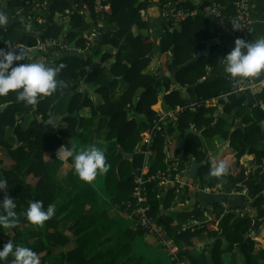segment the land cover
Instances as JSON below:
<instances>
[{"label":"trees","instance_id":"trees-1","mask_svg":"<svg viewBox=\"0 0 264 264\" xmlns=\"http://www.w3.org/2000/svg\"><path fill=\"white\" fill-rule=\"evenodd\" d=\"M50 1L46 8V25L40 28L34 22L38 29L29 33L23 23H12L13 19H18L16 10L42 8L44 1L4 0L11 21L4 31L0 30V48L9 50L13 44L33 48L37 40L62 39L75 49L84 50L86 38L81 28L85 17L76 11L64 14L69 8V0ZM170 1L177 7L197 12L175 24L169 20L155 43L147 32L150 25L142 16L150 6L147 0H109L107 24L115 28L102 30L89 52L79 56L65 53L55 62V67L64 65L58 73V80L63 81L66 87H58L53 95L39 99L35 107L17 101L14 92L0 97V150L13 162L5 167L3 157H0V178L7 180V195L17 205V223L14 228H0V246L12 240L14 245L29 247L40 256L41 264H150L142 263L141 257L135 253V242L141 231L127 228L109 217L94 187L71 173L61 180L57 177L62 162L54 152L63 139L76 136L81 146L87 148L94 145L104 130V153L109 165L104 178V193L116 206L123 211L126 204L132 202L135 177L147 165L149 169L144 176L147 179V216L154 218L166 231L189 264H207L204 257L210 254V248L195 249L202 236L213 239L212 246L221 242L220 258L230 252L228 264H264V236L262 245L249 237L255 223H264L262 194L249 204L251 216L245 212H226L220 199L214 201L210 208L197 203L173 214L170 210L177 194L173 189L160 194L158 180L154 178L158 172L169 175L164 147L168 143L166 136L173 133L183 141V149L176 158V171L182 170L192 159L204 162L194 180L200 187L215 188L226 180V174L220 177L210 175L213 159L206 158L202 140L205 135L216 136L221 141L229 139L234 166L239 168L237 177H247L248 182L254 184L264 175V147L258 149L254 143L260 132L258 122L264 120V111L258 106L249 110L238 97H231L223 113L216 117V107L208 103L228 95L232 82L226 79L201 82L210 68L223 61L228 50L220 45L213 46L207 57H200L183 67L204 48L203 41L219 37V19L203 15L201 6H193L188 1ZM93 2L85 0L88 15L92 18ZM212 2L225 5L226 9L231 7V0ZM133 28H137L136 35L132 34ZM103 46L116 50L114 56L102 53ZM156 47L163 64L158 73H152L147 68ZM26 48L17 49L25 53V58L14 61V64L26 63L29 54ZM98 55L100 62L90 69L91 59ZM112 58L115 61L109 67L103 64ZM172 71H177L173 86L168 80L161 79L166 72ZM82 81L94 88L100 103L77 90ZM109 83L110 89L107 87ZM118 83L124 88L117 98H113ZM197 84L198 103L192 109L181 90ZM69 91L73 95L66 115L76 112L79 105V109L88 108L90 115L80 118L78 130L74 117H68L55 129L52 121L59 115L55 104ZM160 93H163L162 107L174 115L165 121V131L157 133L148 146L143 141V134L160 117L152 110ZM29 115L33 119L23 128L21 119ZM234 118L242 119L245 126H236ZM7 129L13 130L11 137ZM120 150L124 154H132V158L123 159ZM146 150L151 152L147 162ZM45 153L51 154L47 161L44 160ZM246 154L252 155L254 164V170L248 176L239 163ZM134 171L137 174H133ZM176 171L170 173L174 176ZM29 177L35 179L34 184L28 182ZM3 195L0 193V198ZM33 200H42L45 208L49 203L55 205L54 215L43 226L32 225L25 218L24 213ZM207 216L210 217L209 222L195 228L188 226L191 222L206 220ZM219 222L220 226L217 225ZM70 244L72 248L67 249ZM235 245H240V251L235 250ZM11 259L9 257L4 264H10ZM221 262L224 264V259Z\"/></svg>","mask_w":264,"mask_h":264},{"label":"crops","instance_id":"crops-1","mask_svg":"<svg viewBox=\"0 0 264 264\" xmlns=\"http://www.w3.org/2000/svg\"><path fill=\"white\" fill-rule=\"evenodd\" d=\"M4 0H0V12L5 13L8 15V12L6 11V4L3 2ZM43 2L42 8H39L38 6L31 9V7H27L24 9L16 10V15L18 19H13L12 23H23V27L26 29L27 32L33 33L37 31V26L34 22H37V24L40 25V28L44 27L46 25V15L47 10L46 8L51 3L50 0H41ZM138 2H142L143 0H137ZM149 2V7L147 10L142 14L143 18L148 21L149 29L148 34L152 35L153 39L157 43V36L160 32H162V28L164 25H167V22H169L168 18L165 15L166 7L164 5V0H147ZM188 1L193 4V6H202L205 2L211 1V0H184L183 2ZM250 4V15H251V27L250 30L247 33L245 41H251L255 40L256 38L260 36H264V0H248ZM171 2V1H170ZM41 3V2H40ZM72 11H76L80 14H82L85 17V22L83 27L81 28V32H87L92 23L93 18L88 15L87 8L85 5V0H69V8L64 12V14H68ZM15 15V16H16ZM31 16V19H30ZM9 21H11L10 17ZM27 18L28 21H27ZM30 25V27H29ZM115 27L114 25L107 24V18L106 21L103 23V30H113ZM1 31H4V27H0ZM137 28L132 29V34H137ZM146 33V32H144ZM234 38H232L228 33L221 32L219 37L215 40L217 42V45L222 46L223 48L227 49L228 52L234 47ZM17 44H13L15 46ZM102 53H110L112 56L116 53V50L112 49L109 46H103L101 49ZM89 52V51H88ZM169 56V55H168ZM59 58L57 54H49V55H42L39 53H36V51L32 50L28 56L26 57V63L31 62H40L44 63L46 66H52L55 67V62ZM161 55L158 51V47H156L153 51V57L151 59V62L147 68L149 72L152 73H158L159 69L162 67L163 62L161 61ZM92 63H99L100 62V55L93 57L91 59ZM115 61L114 58L110 59L109 61L103 63L105 66H110ZM91 63V64H92ZM168 73V72H166ZM165 76V75H164ZM164 76L161 79L168 80L170 84L175 85L171 77H168L170 79L164 78ZM215 79H226L227 81H231L232 83L235 81H246L251 80L254 82V86L248 88L247 90L243 92L238 93H229L228 95L219 97L218 99L212 100L208 105L215 106L216 107V117H219L223 113L225 105L229 102L231 97H238L243 105L247 107L249 110L254 108L255 106L264 105V78L259 74L258 76L254 78H245V79H239V78H231L229 74H226L223 70V62L215 65L214 67L210 68L208 70L207 76L201 81H213ZM110 85V83H109ZM197 85L186 87L181 90V92L184 94V96L187 99L188 105L190 106H196L198 103L197 99ZM124 86L121 83H118L115 90L113 91V98H117L120 93L122 92ZM79 92L83 94V96L87 95L90 97L91 100H93L95 103H100V98L94 93V88L92 86L86 85L83 81L79 83V87L77 89ZM73 95L72 91L67 92L64 94L60 100L55 104L56 112L59 114L57 118L53 119L52 122H54L55 129L59 128L61 125H63V121H61L63 118H68L69 115H66L67 111V105L69 102V99ZM162 95L163 93H160L159 98L155 105L152 106V110L155 112H158L160 116H163L164 114L168 113L167 110H165L162 107L161 101H162ZM4 107V106H3ZM80 108V107H79ZM76 111L78 113L79 119L82 118H88L90 115V111L88 108H81ZM261 109V108H260ZM33 119L32 115H29L27 117H23L21 120V124L24 127L27 126V124ZM236 126L242 127L245 126V122L242 121V119H233ZM77 122V120H76ZM78 124V128L80 127V121ZM76 124V126H77ZM258 126L260 129V132L255 137L254 143L255 146L258 149H261L264 147V120H261L258 122ZM78 130V129H76ZM7 134L11 137L13 134L12 129H7ZM166 140L168 143L164 147L165 152V161L167 164V170L169 171L168 177L162 182V184L159 186L160 194H165L169 190H174L175 194H177V200L170 210L171 213L175 214L177 211L183 210V209H189L194 204L199 203L202 207H208L210 208V205L218 199L222 200V204L226 210V212H234V213H242V212H250L249 204L251 201L256 198L258 195L262 194L264 196V175L254 184H250L248 182L247 177H237V173L239 172V168H236L234 166V158L233 153L229 147V141H221L216 136H203V144L204 149L207 151L206 158H210V160L213 159V162L211 163V166L213 167L217 162L224 161L227 165L228 171L226 173V180L223 185L216 186L218 191L217 192H211V193H204L199 191L196 188V185L198 182H195L192 178V174H184V188L180 190L178 193H176V182L174 180V176L170 172H175L177 169V163L176 158L178 157V154L181 153L183 149V141L179 139L176 135V133H173L172 135H167ZM65 147H71V150L73 151V154L75 155L79 151L85 149V147H82L80 144V139L76 136L74 137H66L63 139L62 144ZM93 146L99 147L101 150H105L106 142L104 140V130L101 132L100 137L96 139V142ZM61 147V146H60ZM60 147L54 152L55 157L62 162V165L57 173L58 179H63L66 174L71 173L77 178H80L73 166V160L72 157L67 158H61L58 156V150ZM122 156L124 155V152L121 150L119 151ZM127 155V154H125ZM129 155V154H128ZM51 154L45 153L44 154V160H49ZM0 157H3V166L9 167L13 162L5 155L4 152L0 150ZM132 158V157H131ZM151 158V152L148 156H146V162L147 160H150ZM123 159L124 158L123 156ZM252 155H244L240 159V166L244 169L246 172V175L251 173L254 170V164L252 162ZM193 160V159H192ZM199 163V162H197ZM204 164V162L200 163ZM190 166V163H189ZM143 172L146 174L148 171V166H143ZM179 172V171H178ZM106 172L103 173V179L101 177V173H98L96 177L89 181L88 183L96 189L95 182L96 180H102V189L101 192L98 193L101 202H103L105 208L107 209L108 216L113 217L116 220L119 221V223L124 225L127 228H134V221L125 214L119 206H116L110 198L104 193V178H105ZM134 174V172H133ZM137 174V172H136ZM248 176V175H247ZM28 182L31 184H34L35 179L32 177L28 178ZM199 185V184H198ZM252 215V214H251ZM210 221V217L207 216L206 220L202 222H191L193 228L196 226H201V224H204L206 222ZM219 225V223L217 224ZM219 234V233H218ZM263 236H264V223L257 222L253 225L252 231L249 235V237L253 240H255L258 244L262 245L263 243ZM213 239H208L207 237L202 236L200 242L196 243L198 244L195 249H202L204 246L209 250L210 248V254L204 257V261L207 264H223L221 262V259H224V264H228V255L230 252H227V255L221 256V242H218L216 244H213ZM138 243L135 242V253L136 256H140L142 259V263H150V264H171L168 256L162 252L158 244L156 242V239L153 236H146L143 237L142 235L138 238ZM72 244L68 246L67 249L72 248ZM212 246V247H211ZM235 250L240 251V245H235Z\"/></svg>","mask_w":264,"mask_h":264},{"label":"clouds","instance_id":"clouds-1","mask_svg":"<svg viewBox=\"0 0 264 264\" xmlns=\"http://www.w3.org/2000/svg\"><path fill=\"white\" fill-rule=\"evenodd\" d=\"M9 17L0 12V27H6ZM234 29H240L236 22H232ZM30 27V25H29ZM25 53L9 47L8 51L0 48V97L14 92L17 101L35 106L37 101L53 95L58 87H66L58 80V73L63 64L52 67L44 63H18L23 61ZM223 70L231 78H254L264 72V36L255 40L245 41L243 38L234 40V47L223 57ZM61 158L72 157L76 174L85 182L92 181L98 173H104L109 165L103 150L97 146L87 147L75 155L71 147L61 145L58 150ZM228 171L224 161L217 162L210 168V175L220 177ZM8 182L0 178V228H14L17 223V205L15 200L7 195ZM55 213V205L49 203L45 208L42 200H33L24 213L26 220L35 226H43ZM12 257L10 264H41L40 256L31 248L15 244L8 240L0 246V264Z\"/></svg>","mask_w":264,"mask_h":264},{"label":"built area","instance_id":"built-area-1","mask_svg":"<svg viewBox=\"0 0 264 264\" xmlns=\"http://www.w3.org/2000/svg\"><path fill=\"white\" fill-rule=\"evenodd\" d=\"M207 1L200 8V12L211 18H218L220 21V32L228 33L232 38H243L245 39L248 31L251 27V15H250V4L248 0H231V7L226 9L225 5L217 4L215 2ZM164 5L166 7L165 15L171 22L178 23L179 21L193 16L196 14V10H190L188 8L177 7L176 3L170 0H164ZM109 9V0H94L93 2V23L90 29L85 32V44L84 50L75 49L71 44L65 43L62 39H46L44 41L37 40L36 45L33 48H26L22 45H15L13 48H26L30 53L32 50L36 53L42 55L57 54L59 57L65 53L70 52H87L96 45L98 38L103 30V23L106 21L107 12ZM29 19V18H27ZM232 22L239 24L240 29H234ZM8 51L7 49H4ZM223 62V61H222ZM264 78V72L260 73ZM254 86V82L251 80L246 81H235L230 87V93H238L247 90L248 88ZM190 106V105H189ZM194 108V106H190ZM261 110L264 111V105L260 106ZM174 113L168 112L163 116H160L157 120L153 122V126L143 134V141L149 146L152 138L157 134L165 131V121L173 118ZM150 154L149 150L144 152L145 156ZM176 171V170H175ZM189 174V163L182 170L176 171L174 175V180L176 182V193L184 188V174ZM145 173L143 169L139 174L136 175L134 183V189L132 191V202L127 203L123 212L127 214L134 221L133 230L141 231L143 237L153 236L156 239L159 249L164 252L171 264H189V261L180 254L178 246L174 241L168 236L166 231L157 224V221L147 216L146 207V190L145 183L147 179L144 177ZM163 172H158L154 176L158 180V185L160 186L162 182L167 178ZM150 179V178H149ZM196 188L204 193L217 192V187L209 188L206 186L200 187L198 184ZM248 216H251L250 212H246ZM193 228L192 223L188 225Z\"/></svg>","mask_w":264,"mask_h":264},{"label":"water","instance_id":"water-1","mask_svg":"<svg viewBox=\"0 0 264 264\" xmlns=\"http://www.w3.org/2000/svg\"><path fill=\"white\" fill-rule=\"evenodd\" d=\"M203 45H204V48L202 50H200L188 63H186L183 66L184 68L187 67L188 65H190L191 63L197 61L200 57H207L209 55V53H210L211 48L213 46H216L217 45V42L215 40H205V41H203ZM69 54L70 55H74V56H79L80 55L79 52H70ZM95 65H96V63H92L91 66H90V69H93ZM176 72L177 71H172V72L165 73L164 75L166 77H171L172 82L175 84L176 83V78H175ZM107 87H108V89H110V85L109 84L107 85ZM80 106L81 105H79L78 107H80ZM3 108L4 107H2L1 110ZM69 117H74L77 120V123H79V121H80L77 112H74V113L70 114ZM64 119H66V118H63L61 121H63ZM76 129H78V124L76 126ZM228 141H229V139H228ZM123 156H124V158H131L132 157V154H129V155H125L124 154ZM201 166H202V164L197 163L194 159L191 160L189 169H190V173L192 174V178L194 180H196L198 170H199V168ZM134 174H136V171H134ZM218 226H220V222H219V225ZM219 233H220V231H219Z\"/></svg>","mask_w":264,"mask_h":264},{"label":"rangeland","instance_id":"rangeland-1","mask_svg":"<svg viewBox=\"0 0 264 264\" xmlns=\"http://www.w3.org/2000/svg\"><path fill=\"white\" fill-rule=\"evenodd\" d=\"M101 177L103 179V173H101ZM95 185H96V189H97L96 191L98 193H100L101 189H102V180L101 181L100 180H96ZM137 241H138V239L136 240V244L138 243Z\"/></svg>","mask_w":264,"mask_h":264}]
</instances>
